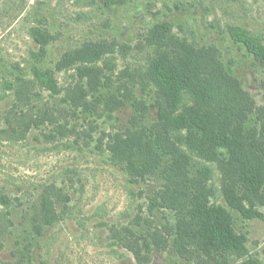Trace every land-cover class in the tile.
Here are the masks:
<instances>
[{
  "label": "rangeland",
  "instance_id": "rangeland-1",
  "mask_svg": "<svg viewBox=\"0 0 264 264\" xmlns=\"http://www.w3.org/2000/svg\"><path fill=\"white\" fill-rule=\"evenodd\" d=\"M162 24L172 25V39ZM230 26L264 42V0H0V264L223 263L179 253L175 231L168 234L175 211L151 205L162 175L131 177L110 147L129 132L149 138L166 101L147 66L183 48L216 50L254 102L247 129L262 133L264 66L231 41ZM38 67L54 71L55 90L40 83ZM191 100L185 92L183 106ZM175 134L190 153L185 133ZM203 165L212 170L211 206L229 210L246 240L244 255H227L226 264H264V203L252 219L229 209L217 165L192 156V174ZM125 238L143 248L142 262Z\"/></svg>",
  "mask_w": 264,
  "mask_h": 264
},
{
  "label": "trees",
  "instance_id": "trees-1",
  "mask_svg": "<svg viewBox=\"0 0 264 264\" xmlns=\"http://www.w3.org/2000/svg\"><path fill=\"white\" fill-rule=\"evenodd\" d=\"M171 29V24H162L161 35L172 39ZM227 31L235 45L244 48L256 63L264 66L262 39L238 26H230ZM34 37L43 41L40 32L34 33ZM174 55L173 61L167 57L152 58L147 66L149 79L166 101L156 108L158 123L149 138L143 141V133L129 132L126 138L116 136L110 148L131 177L142 179L158 171L162 175L164 188L151 199V205L154 209L163 207L175 211L177 224L168 234L175 231L179 253L212 257V261L221 256V264H226L228 256L244 255L246 240L236 234L229 210L210 204V197L215 194L214 185L210 184L211 168L203 165L194 175L191 158L197 156L217 165L221 192L229 209L248 219L258 217L260 214L253 207L257 201L264 203V110H259L258 119L262 133L257 128L248 130L246 124L255 109L254 102L222 66L216 50L195 52L183 48ZM34 57L38 63L43 62L40 53ZM36 75L46 89H56L53 70L38 67ZM185 92L191 94L192 100L183 106ZM145 114L135 122L140 123ZM173 133L176 136L185 133L183 138L190 153H185ZM221 149L226 154H221ZM156 236L160 238L158 241ZM153 237L157 245L164 238L160 231ZM127 241L128 238L122 240L123 245L132 249L136 259L142 262L140 249L143 248L137 240ZM142 245L148 249L150 243L145 240ZM247 259L242 264H260L250 257Z\"/></svg>",
  "mask_w": 264,
  "mask_h": 264
}]
</instances>
